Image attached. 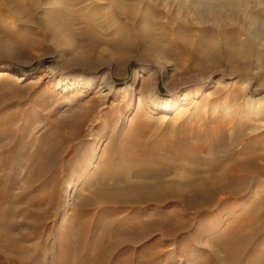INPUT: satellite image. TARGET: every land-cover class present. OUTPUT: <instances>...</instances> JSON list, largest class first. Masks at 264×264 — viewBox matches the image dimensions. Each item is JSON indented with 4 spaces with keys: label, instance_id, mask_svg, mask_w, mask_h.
Returning a JSON list of instances; mask_svg holds the SVG:
<instances>
[{
    "label": "rangeland",
    "instance_id": "rangeland-1",
    "mask_svg": "<svg viewBox=\"0 0 264 264\" xmlns=\"http://www.w3.org/2000/svg\"><path fill=\"white\" fill-rule=\"evenodd\" d=\"M0 2L5 11L0 14V73L9 69L7 76L0 75L1 160L11 159L16 150L30 153L41 143L56 145L59 151L70 149L66 142L77 145L82 138L79 134L71 137L79 116L92 110L81 129L87 138L92 131V138L100 139L96 159L107 156L105 145L112 130L105 134L104 129L114 115L117 128H124L122 132L136 121L152 124L144 131L145 139L168 146L175 142L195 145L202 143V137L210 143L222 139V154L236 151V156L245 158L248 141L255 140L249 144V151L257 154V164L264 166V0ZM124 26L132 29L137 39L132 47L118 45ZM144 36L158 42L163 51L146 54L140 43ZM142 73L153 82L152 96L157 102L176 94L189 95L166 114L149 104L142 105L139 97L142 94L146 99L147 94L139 91ZM179 75L185 80L178 79ZM106 84L104 93L109 94L102 98L99 89ZM197 89L199 94L193 96ZM104 105L109 106L108 116L104 120L96 116L90 127V119ZM145 108L153 111L146 112ZM223 119L236 122L223 127L219 136L214 135L213 127ZM239 132L245 133L244 138ZM203 155L212 158L213 150L207 149ZM258 181L256 194L244 200L214 233L225 234L227 225L229 229L235 221L245 220L247 207L264 201V170ZM77 195L75 191L62 198L61 207L70 209ZM55 218L65 219L63 212ZM195 227L201 228V222ZM55 234L64 236L65 230L58 227ZM206 238L208 253L216 239L212 233ZM259 247L264 248V244ZM205 258H198L195 264ZM164 262L185 264L174 256Z\"/></svg>",
    "mask_w": 264,
    "mask_h": 264
},
{
    "label": "bare ground",
    "instance_id": "bare-ground-1",
    "mask_svg": "<svg viewBox=\"0 0 264 264\" xmlns=\"http://www.w3.org/2000/svg\"><path fill=\"white\" fill-rule=\"evenodd\" d=\"M131 30L121 29L119 46L135 43ZM140 43L146 54L163 51V46L145 36ZM8 71L0 75L7 76ZM148 78L147 73L139 76V91L147 93L146 99L141 94L139 100L163 114L172 112L189 95L176 94L157 102ZM178 79L185 80L181 75ZM107 88L102 85L99 96H107ZM199 92L195 90L193 96ZM91 111L73 115L81 120L71 137L79 134L82 138L77 145L66 142L70 149L59 151L56 145L41 143L27 151L29 154L16 150L11 159L0 158V264H165L173 256L185 264H195L204 256L200 264H264V248L259 247L264 244V215L257 213L264 212V201L247 207L243 222L235 221L229 229L226 224L227 230L222 228L225 234L214 233L257 192L255 186L264 166H259L258 155L249 151L255 140H246L245 158L236 156V151L222 154V139L210 143L202 137V143L195 145L175 142L168 146L145 139L144 131L152 124L136 121L122 132L124 128H117L118 119L110 115L111 123L104 129L105 134L112 130L105 145L107 156L96 159L100 139L92 138V131L87 138L81 129ZM99 111L89 125L96 116L104 120L109 106ZM225 120L213 127L214 135L236 122ZM160 122L170 124L165 119ZM244 132H239V137L243 133L244 138ZM207 149L213 150L212 158L203 155ZM75 191L78 195L73 206L62 208V198ZM60 212L65 219L55 218ZM199 221L201 228L195 227ZM58 227L65 230L64 236L55 234ZM211 233L216 240L207 253L206 236Z\"/></svg>",
    "mask_w": 264,
    "mask_h": 264
}]
</instances>
